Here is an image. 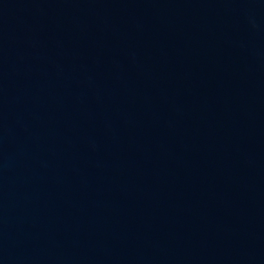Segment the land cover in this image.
Listing matches in <instances>:
<instances>
[{
  "label": "water",
  "instance_id": "obj_1",
  "mask_svg": "<svg viewBox=\"0 0 264 264\" xmlns=\"http://www.w3.org/2000/svg\"><path fill=\"white\" fill-rule=\"evenodd\" d=\"M0 264H264V0H0Z\"/></svg>",
  "mask_w": 264,
  "mask_h": 264
}]
</instances>
